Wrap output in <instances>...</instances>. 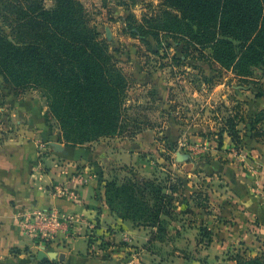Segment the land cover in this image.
<instances>
[{"label": "crops", "instance_id": "1", "mask_svg": "<svg viewBox=\"0 0 264 264\" xmlns=\"http://www.w3.org/2000/svg\"><path fill=\"white\" fill-rule=\"evenodd\" d=\"M159 93L167 99L170 95L160 88ZM248 101L238 126V148L227 133L221 148L209 142L221 124L171 126L173 132L175 127L188 129L195 146H208L216 161L208 166L211 170L200 165L209 174L205 182L199 179L201 171H189L186 164L171 166L187 188L173 193L175 206L171 216H164L169 234L163 240L155 238L157 227L124 220L106 203L109 167L133 163L140 179L153 175L155 161L126 144L118 149L66 145L58 140L59 131L45 109L19 103L7 122L9 137L0 141V264L15 257L33 260L30 255L42 250L47 237L59 247L63 264H204L219 257L228 243L263 244L264 138L252 137V123L264 114V96ZM257 128L264 131V118ZM184 170L189 177L182 175ZM65 189L71 195L62 192ZM199 193L208 197L200 200L202 205L196 201ZM202 227L212 231L210 241L202 236Z\"/></svg>", "mask_w": 264, "mask_h": 264}, {"label": "trees", "instance_id": "2", "mask_svg": "<svg viewBox=\"0 0 264 264\" xmlns=\"http://www.w3.org/2000/svg\"><path fill=\"white\" fill-rule=\"evenodd\" d=\"M56 2L55 8L47 9L44 0H0V18L11 31L0 27V75L5 87L13 91L35 85L48 94L51 104L47 118L58 120L59 140L69 146L125 133L128 76L110 52L107 40L90 25L84 3ZM129 30L143 40L154 37L158 47L164 39L175 38L187 55L198 53L217 73L207 77L201 71L207 83L222 80L228 71L247 80L253 67L262 66L264 70V0H162L153 13L143 16L140 25ZM186 58L171 56L179 66ZM259 95L264 96V91ZM237 109L223 117L220 130L211 134L217 135V148L223 145L224 133L237 148L242 143L238 127L242 115ZM263 118L260 114L253 121V138H264V131L257 128ZM173 176L170 171L168 185L136 177L122 183L107 180L106 203L124 220L157 227L155 238L163 240L169 234L164 216H171L175 206L173 193L187 188L184 178L174 176L172 182ZM200 200L208 201L207 195L199 193L196 201L202 205ZM201 234L211 240L212 231L207 227L201 228ZM13 252L20 253L21 249ZM229 258L236 264H264V255L237 254ZM7 264L54 262L15 257Z\"/></svg>", "mask_w": 264, "mask_h": 264}, {"label": "rangeland", "instance_id": "3", "mask_svg": "<svg viewBox=\"0 0 264 264\" xmlns=\"http://www.w3.org/2000/svg\"><path fill=\"white\" fill-rule=\"evenodd\" d=\"M79 1L84 3L90 25L95 26L101 37L107 40L110 52L118 59L120 68L128 76L125 113L128 119V131L133 130L131 133L126 131L123 134L105 136L85 145L89 147L102 145L105 148L110 146L114 149H118L123 144L134 147L142 155L149 156V159L155 161L157 165V170L152 176H142L140 180H155L164 185L170 184L167 181L169 172L176 173V166L171 167L174 163L177 166L186 164L189 171L193 168L197 172H203L202 167L211 166L212 161L216 159L208 154V146L199 150L194 144V138L186 132L188 129L175 127L177 131L173 132L170 130L171 126L179 124L183 127H191L201 123L220 125L223 117L235 113L234 107L243 114L247 110L248 100L259 97L261 91H264L263 67H253L247 80H240L234 77V72L228 71L225 72V78L222 80L215 79L212 83H207L202 79L201 71L207 77H213L217 73L210 67L208 60H202L197 56L198 53L191 52L187 55L183 45L175 38L164 39L163 45L158 47L154 37L143 40L129 30L130 27L140 25L143 16L153 13L162 0ZM44 4L47 9H53L57 2L44 0ZM0 27L11 33L1 18ZM205 52L209 53L210 50L207 49ZM174 55L187 57L184 64L176 65L171 60V56ZM159 88L168 91L170 94L168 99L160 95ZM25 102H30L31 105L39 104L47 114L49 113L51 99L39 87L26 85L9 91L0 75V141L9 137L7 122L10 121L11 111L19 103ZM49 121L60 134L58 120L52 117ZM216 138V136L208 138L214 146H217ZM109 168L111 170L108 180L117 179L122 183L126 178L139 179L136 175L139 169L137 170L133 163ZM208 170L211 168L208 167ZM182 175L189 177L185 170ZM207 175L209 174L199 175L200 181H207ZM173 178L172 182H175V177ZM49 239L52 238L47 237L46 244L41 249L46 253L59 250L57 244L51 243ZM258 242L228 243L227 249L219 257L211 260L208 258L204 264H236L229 257L237 254L246 257L263 256L264 243ZM207 245L208 243L205 242L204 246ZM155 248L159 249L160 246ZM30 256H34L35 261H38L37 253ZM49 260L54 264H63V259L59 256Z\"/></svg>", "mask_w": 264, "mask_h": 264}, {"label": "water", "instance_id": "4", "mask_svg": "<svg viewBox=\"0 0 264 264\" xmlns=\"http://www.w3.org/2000/svg\"><path fill=\"white\" fill-rule=\"evenodd\" d=\"M55 145L60 148V145L58 143H55ZM186 158H188V157H186ZM57 256H58V253L57 252H49V253H46L45 251L40 250L37 253V257L36 258H37L38 261H41V260L50 259V258L51 259H55V258H57ZM59 257L61 259H64V256L63 255H60ZM32 259L33 260H36L35 257H32Z\"/></svg>", "mask_w": 264, "mask_h": 264}, {"label": "built area", "instance_id": "5", "mask_svg": "<svg viewBox=\"0 0 264 264\" xmlns=\"http://www.w3.org/2000/svg\"><path fill=\"white\" fill-rule=\"evenodd\" d=\"M80 180H81V181H87L88 179L82 177ZM62 192H65L67 195H71V192H70L69 190H66V189H65V190H63ZM72 195H73V194H72ZM73 197H75V196L73 195ZM126 239H128V238L126 237Z\"/></svg>", "mask_w": 264, "mask_h": 264}]
</instances>
